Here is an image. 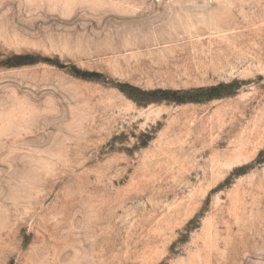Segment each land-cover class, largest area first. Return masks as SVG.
Wrapping results in <instances>:
<instances>
[{"label": "rangeland", "instance_id": "obj_1", "mask_svg": "<svg viewBox=\"0 0 264 264\" xmlns=\"http://www.w3.org/2000/svg\"><path fill=\"white\" fill-rule=\"evenodd\" d=\"M0 264H264V0H0Z\"/></svg>", "mask_w": 264, "mask_h": 264}]
</instances>
